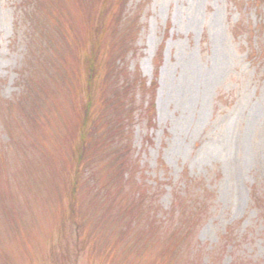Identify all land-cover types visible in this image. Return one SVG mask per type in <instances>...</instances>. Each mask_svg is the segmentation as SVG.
Instances as JSON below:
<instances>
[{"label": "rangeland", "instance_id": "obj_1", "mask_svg": "<svg viewBox=\"0 0 264 264\" xmlns=\"http://www.w3.org/2000/svg\"><path fill=\"white\" fill-rule=\"evenodd\" d=\"M0 264H264V0H0Z\"/></svg>", "mask_w": 264, "mask_h": 264}, {"label": "trees", "instance_id": "obj_2", "mask_svg": "<svg viewBox=\"0 0 264 264\" xmlns=\"http://www.w3.org/2000/svg\"><path fill=\"white\" fill-rule=\"evenodd\" d=\"M154 89H155V87H154ZM154 101H152L151 102V104H149V111H152V113H153V108H154V103H153ZM78 167H79V165H78ZM78 167L76 168V170L78 171V172H81V170L80 169H82V167L80 168V169H78ZM29 182L30 181H27L26 183H25V185H29Z\"/></svg>", "mask_w": 264, "mask_h": 264}]
</instances>
